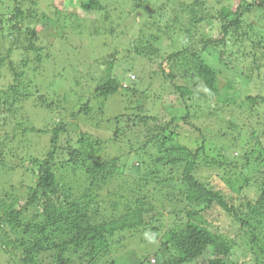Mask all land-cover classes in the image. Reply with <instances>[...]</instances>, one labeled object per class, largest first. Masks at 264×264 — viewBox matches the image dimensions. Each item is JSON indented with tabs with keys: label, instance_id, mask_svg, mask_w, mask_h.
Masks as SVG:
<instances>
[{
	"label": "trees",
	"instance_id": "16d2710c",
	"mask_svg": "<svg viewBox=\"0 0 264 264\" xmlns=\"http://www.w3.org/2000/svg\"><path fill=\"white\" fill-rule=\"evenodd\" d=\"M38 1L0 0V170L11 177L23 174L26 191L25 197L18 196L13 180V185L0 190V264H264V98L249 96L246 104H239L236 83L229 81L222 90L220 73L207 60L213 48L237 61L235 49L251 43L255 52L263 54L245 71L263 80L264 0H156L157 4L118 0L121 8H114L115 16L108 15L104 0H81L82 10L99 12L102 19L88 25L78 17L69 27L61 21L74 13L65 15L59 6ZM131 13L142 14L137 34L147 37L141 35L138 42L146 40V46L134 53L149 60L166 54L160 72L151 69L145 77V70H140L138 80H131L128 74L136 64L127 60L130 66L123 67V61L115 58L114 45L111 57L93 61L90 68L80 50L85 39L82 30H89L96 40L101 37V42L104 37L112 44L114 38L129 51L124 39H130L125 34L131 29L127 24ZM63 28L64 42L57 34ZM259 32L263 35L256 42ZM48 37L53 38L47 42L50 45H41ZM16 53L26 58L15 63L11 57ZM67 53L77 56L78 67L61 80L52 71ZM144 77L149 80L146 89L141 88ZM157 82L170 87L159 90L154 87ZM223 91L228 95L225 99ZM117 94L128 103L122 110L125 114L104 116L106 104ZM197 97L256 115L248 125L229 118L227 130H208L211 138L197 127L188 129L193 138L180 144L177 114L168 119V108L186 111L179 118L186 121L188 101ZM154 102L159 103L158 110L152 108ZM219 123L224 122L215 124ZM167 132L171 134L160 147L158 141ZM209 141L216 145L208 147ZM164 143L171 147L164 150ZM240 144L244 151L237 149ZM154 145L160 150L145 159L144 150ZM39 146L47 153L40 154ZM225 165L235 169L228 173L235 180L225 182L240 196L252 195H242L239 206L203 177L204 172ZM162 166L182 170L175 189L184 206L183 212H172L173 222L165 231L164 216L156 214L152 193L165 189L172 179L162 177L159 169H166ZM133 167L146 173L133 184L119 180ZM1 182L6 179L0 178V186ZM151 183L153 189L144 187ZM235 183H240L238 189ZM108 185L114 189L108 190ZM217 208L250 233L240 228L232 238L212 228L206 218ZM20 230L24 238H12ZM140 231L156 240L154 253L141 257L130 250L139 236L129 238L125 232ZM248 255L250 260H239Z\"/></svg>",
	"mask_w": 264,
	"mask_h": 264
},
{
	"label": "rangeland",
	"instance_id": "374dc122",
	"mask_svg": "<svg viewBox=\"0 0 264 264\" xmlns=\"http://www.w3.org/2000/svg\"><path fill=\"white\" fill-rule=\"evenodd\" d=\"M37 2H39L38 0H36ZM43 2V6L45 5H50V6H59L61 8V10L64 11L65 15H70V14H75L73 16H69V18L64 17L62 19V23L65 21V26L69 27V25H71L72 23H77V18L79 17L80 20H87L86 22L88 23V25L93 24L94 22H96L97 20L102 19V15L99 12H93V13H86L84 10H82V8H80V2L81 0H41L40 3ZM212 3H215L214 0H210ZM104 5L105 7L108 9V15L112 16V15H116L114 14V8H118L119 9V5H118V0H104ZM154 2L157 4L158 2L156 0H154ZM236 5V4H234ZM121 8V7H120ZM122 9H126V7L124 6ZM74 10V11H73ZM127 10V9H126ZM120 11V10H118ZM123 11V10H122ZM131 11V8H130ZM129 12V11H128ZM142 15L141 13H137ZM132 15V13H131ZM140 15H135V16H131L128 20H127V24H130L129 26L131 27L130 31L125 34V37H130V39L125 38L124 40H128L127 43L125 44V46L130 49L128 50H123L121 49L122 45H119V42L117 40H115L113 38V43L109 44L110 39H105L104 37H102V41L100 40V38L98 37V41L99 44L97 43V40L95 39V35L89 34V30H85L83 29L82 31L85 34V39L84 42L82 41V49H80L82 51V55H83V59L87 61L89 67H94L93 65V61H100L99 59L104 57V56H109L111 57L113 52L111 51V47L114 45L115 48L118 50V52L116 54H114L116 57V59H118L119 61H121L120 63H122L123 61V67H129L131 63H133L135 66L133 68V72H131L129 75L131 80H138L137 75L140 74V70H145V77H147L146 74H148V72H150V70L152 69V72H160V64H162L163 62H165V58H166V54L161 53L158 55V57L153 58L152 60H149L147 58L143 59L142 57L137 56L134 51L136 49H141L143 46H146V40H144V43H139V39L141 37V33H139V24L138 22L141 24L143 22L142 19H140ZM113 16V25L116 27L117 25V19H115V17ZM136 22V23H134ZM64 26V25H63ZM106 26H103L102 29L105 30ZM120 29L119 30H123L122 25L119 26ZM30 28H34L33 26H30ZM43 29H45L44 26H42ZM66 30L64 31L63 29H58V36L60 37L61 40H63L62 42H64V37L66 36ZM94 34V32H92ZM145 33V32H144ZM149 37L148 34H145ZM208 36H212V33H207ZM261 35H263L262 33H258V35L254 36V38H256V42H258L257 39H261ZM63 36V37H62ZM47 39V40H46ZM52 37H48V38H43L41 41H45L46 42L44 44L41 45H50L47 44V42H51L52 41ZM70 39V38H69ZM142 39H147V37H145L144 35H142ZM263 40V39H262ZM73 41V40H72ZM106 41V43L104 42ZM66 42V41H65ZM247 42V41H246ZM59 40L56 41L55 44H58ZM107 44V45H105ZM46 46V47H48ZM240 47V48H239ZM238 48L235 49V52H238V56L240 58H237V61H235V58L233 57V55L228 54L223 56L222 53L219 50L216 49H209L208 50V56H207V60L209 61L210 64H212L213 67H215V69L220 73V88L222 89L223 87H225L227 85V83L229 81H234V83H236L237 87V97L242 100L239 104L245 103L246 104V98L247 97H263L264 98V78L263 80L260 79H255V78H251L250 75L248 74V71L246 72V69H251L253 68L252 66L255 65L256 61L254 59H256L257 57H260L263 53L260 52L259 50H257L255 52L254 46L251 43H247L246 47L243 45H240ZM73 51V50H72ZM230 53V50H229ZM155 57V56H154ZM26 58V56L24 55V57L22 56V54L20 53H16L13 55V57H11V60H13L15 63L20 62L22 59ZM130 62V64H126L124 61ZM77 63V56L76 55H72L69 53H67L66 55H63L60 57V62L59 65L57 66V68H55L52 73L54 76L60 75L59 78H61V80H63V77H66L69 71H74V69L76 67H78L77 65H75ZM169 64H171L169 62ZM145 65V66H144ZM144 66V68H143ZM116 68H118V70H121V66H117ZM169 66L167 65V71H169ZM137 72V74L135 72ZM84 72V71H83ZM264 75V69H263V73ZM134 75L136 76V78L134 77ZM52 76V74L50 75V77ZM150 76V75H148ZM179 76V75H177ZM144 77V79H146ZM135 78V79H134ZM141 79V77L139 78ZM143 79V85L141 86V88H148V79L144 80ZM48 79H46L45 82H47ZM179 80V78H177V81ZM176 81V80H175ZM164 85L161 86L159 82H157L155 84V88H158L160 90L163 89L164 91H167V87L169 88L170 85L168 84L167 86V82H163ZM125 86L128 85V82L124 83ZM224 89V88H223ZM222 89V90H223ZM153 93L156 92V90L153 88ZM227 92V91H226ZM230 92V91H229ZM221 96L223 99H225L228 95L223 91L221 92ZM118 99V100H117ZM118 101L117 103H115V101ZM124 99L121 98V94H117L115 97H113V100L106 104L105 106V112H104V116L106 117H112V116H120L124 115V111H122L124 108H126L128 106L127 101H123ZM140 100V99H137ZM188 107L190 110L189 113V119L185 120H180L179 118L181 116H185L186 115V111L184 112H176L175 110H170L168 111L169 116L168 119H171L174 115H176L174 118H176V125H177V132H180V137H179V142L180 144H187V142L193 138V136L190 134L191 132L188 131V129H194L195 127H197L201 132H203L204 135L208 137H212V135H209L210 132H208L209 129L215 127L216 129H223V131L228 129V123L229 122V118L233 119L236 118L241 124L245 123L246 125L250 124L251 122V118H254L255 111L250 113V111L244 110V112H242L240 109L236 108V109H231V108H225L226 104L225 102L222 101H215V100H211V101H205L204 99H198L197 98H191L188 101ZM159 103L158 102H154V104L152 105V108L154 109L156 107V109L158 110L159 108ZM165 108V107H163ZM166 109V108H165ZM258 109V108H257ZM261 109V108H260ZM122 111V112H121ZM153 111V110H152ZM151 111V112H152ZM155 113V110L152 112V114ZM252 114L254 116H252ZM179 115V116H178ZM251 115V116H250ZM172 116V117H171ZM224 122L219 123V124H215L218 122ZM114 124V123H112ZM215 124V125H214ZM85 127V125L83 126ZM88 125L86 126V129H88ZM128 128V127H125ZM10 130V129H9ZM180 130V131H179ZM127 131V130H126ZM171 132H167L164 136L160 137L161 139H159V143L158 145L161 147L163 144V139L164 137H168L170 136ZM111 137V136H110ZM174 143H176V141H173ZM172 142V143H173ZM213 143V142H212ZM210 141L208 142V147H214V143L212 144ZM221 144H224V142H220ZM27 144H31L29 141L27 142ZM23 145V144H22ZM242 145H246L245 143ZM242 145L240 144L239 147L237 149L242 150ZM22 147V146H21ZM20 147V148H21ZM159 147V148H160ZM171 147V143H164L163 149L166 150L168 148ZM253 147V146H252ZM252 147H250L249 154H251L252 151ZM35 149V148H34ZM33 149V151H35ZM38 149H40V154L47 153V149H42L41 146L38 147ZM237 149H235V151H237ZM247 146H245V150H247ZM128 150V149H127ZM158 150L157 149V145L154 146H150L148 149H145L144 151L146 152L147 156L145 157V159H148L149 155H156ZM231 151H234V148L231 149ZM244 151V149L242 150ZM29 153V152H28ZM27 153V155H28ZM43 154V155H44ZM122 155V154H121ZM166 155V154H164ZM21 160V158H20ZM149 160V159H148ZM150 163H152L150 161ZM137 165V164H136ZM154 165V164H153ZM152 166V165H151ZM80 167L77 168H71L69 171L70 173L73 172L75 169H79ZM139 167H133L130 170H126L123 175L120 177L118 174L117 175V179L119 176V180L121 181H130V184H133L134 179L139 178V176L141 175L143 177V174L146 173V171H144L143 169L139 170ZM162 168H166L165 170H160V173L162 174V177H165L167 179H170V181L165 185V189L162 190H158L155 194V192H152L153 195L155 196V198L157 199V201H153L156 204L157 207V211L156 214L160 215L163 214L164 216V229L163 231L167 230L169 226H171L173 219L171 218L172 212H178L181 213L184 210V206L183 204H180V201L182 199V197L179 195V190L178 188L175 189V187H178L177 184V178H181V174H182V170L181 169H176V168H172L169 166H165ZM155 170V169H153ZM230 170H232L233 172H235V169H232V167H229L228 165H225L224 168H221L215 172L213 171H207L203 173V177L205 176L206 180H209L211 185L214 186L217 189H222L227 195L228 197L231 199V201L233 202V204L235 206H239L242 202L241 196L243 195V197H250L252 195L248 194V192H242L241 196H240V192H238V190L233 189L232 187H230L225 180L227 178L231 179V180H235L231 175H229L228 173H231ZM23 173V170L22 172ZM69 173V172H68ZM122 173V172H121ZM19 176H12L10 174H8L7 172H5L4 170L1 171L0 170V178L1 179H6V182H1V186H0V190L2 188H7L11 185H13L12 180L15 182V186L18 189V196L20 197H25V190L23 189V185H22V178H23V174H19ZM208 175V176H207ZM67 176V175H66ZM14 177V178H13ZM9 178V180H8ZM71 179V178H70ZM8 180V181H7ZM237 189L238 186L240 185V183H235L234 184ZM137 187L140 186L139 184L136 185ZM149 186L150 189H153L154 183H151V185H144V187ZM107 187L108 190H112L113 185H108ZM143 187V188H144ZM139 188V187H138ZM105 190V193L108 191ZM12 191V190H10ZM248 191V190H245ZM251 190H249L250 193ZM161 195L164 196V199L161 197ZM152 197V195H151ZM175 197H177V199H174ZM153 200V199H152ZM183 210V211H182ZM221 211V208H217V210H215V212L213 213L212 216L206 218L208 224L210 226H212V228L214 227L215 229L221 231V233L223 234H227L230 237H234V235L239 233L240 228L242 229L241 225L239 223L236 224L235 220H231L230 218H228L227 216H225V214ZM172 215V216H171ZM184 216V215H183ZM180 218L182 217V215L179 216ZM186 217V216H184ZM243 231H246V233H250L248 228H243ZM14 239H23V233L22 231H17L16 233H14L12 235ZM125 236L127 237H132V236H136L138 237V239L134 240V242L132 243V245L130 244V250L132 252H136L137 256H147L149 254H152L156 251L157 245L156 240L154 239L153 236H151L150 234H146L145 232H135V233H130V232H125ZM242 237V234H241ZM118 251H116L117 253ZM128 254H132V253H128ZM119 255V254H116ZM153 259V257L151 258V260ZM250 260V255L243 257L241 256L239 260Z\"/></svg>",
	"mask_w": 264,
	"mask_h": 264
}]
</instances>
